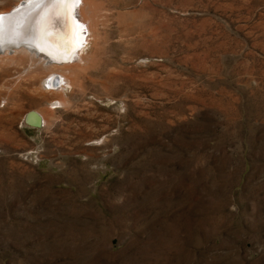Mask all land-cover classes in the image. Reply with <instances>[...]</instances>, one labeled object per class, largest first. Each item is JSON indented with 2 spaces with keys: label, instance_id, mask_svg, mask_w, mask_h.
Instances as JSON below:
<instances>
[{
  "label": "rangeland",
  "instance_id": "1",
  "mask_svg": "<svg viewBox=\"0 0 264 264\" xmlns=\"http://www.w3.org/2000/svg\"><path fill=\"white\" fill-rule=\"evenodd\" d=\"M89 1L64 107L0 71V264H264V0Z\"/></svg>",
  "mask_w": 264,
  "mask_h": 264
},
{
  "label": "bare ground",
  "instance_id": "2",
  "mask_svg": "<svg viewBox=\"0 0 264 264\" xmlns=\"http://www.w3.org/2000/svg\"><path fill=\"white\" fill-rule=\"evenodd\" d=\"M32 1L30 2V0H20L17 1L13 5V7L7 10L0 11V16L3 17V19L0 20V71L1 73H5V72H9V70L11 69H16V76H14L12 80L10 78V75H8V73L3 75L2 78L4 79V81L11 80L14 82H16L22 76L32 77L33 76L32 74L35 72H37V74L39 72L40 74L43 73L44 74V75L42 74L43 77L39 80L40 84L39 83H38L39 85L37 84L39 87L38 86L36 87H38V89L40 88L44 92L47 91L50 94H54V96L56 97L58 96L60 97V98L59 97L55 98L47 103L46 111L48 113H53L55 107L63 106L64 103L63 96L65 95V92H67L66 91L67 88L69 86L72 87V85L74 84L76 77L75 73H77V70L78 72H80V70L86 69L85 67L86 57L84 56L87 55H84V53L88 46L91 47V45H93L92 42L93 40H95V35H96L95 34L96 27L94 24L95 19L93 18L94 13L92 15L93 10L89 5L90 2L89 0H80L78 7H75L74 9L78 22L84 25L86 29V31L83 34V40H84L83 46L72 56L70 60H64L61 63L49 62L44 57L37 56L35 52L26 48L25 46L27 44H24L25 46H20L21 43H26L25 42L27 41L25 39L26 36L31 35L35 32V20H36L35 13L38 12L39 8L37 6V2L33 3ZM87 6L89 8L90 15H89V11L87 10ZM15 8H19V9L22 8V9H20V11H18L17 13L9 14L11 10ZM52 24L54 26V30L61 32L65 31V25L63 21L61 22V25L60 24L57 25L54 23L53 20ZM73 40L79 43L80 41L79 30H77V33L73 34ZM40 43H41V47H47L53 53L62 51L60 48H58L57 46L58 41L55 38L51 40H42ZM62 54L65 57V54L64 53ZM55 75L59 76L60 80L58 81L57 78H54V80L50 82L51 85L50 88L47 89L42 88L43 87L41 85L42 81L49 76H55ZM6 77H9L10 79L7 78V80H5ZM54 84H57L56 87L52 86ZM4 88L5 90L6 89L9 90V88L11 87L4 85ZM54 100H56L57 106L54 103H52ZM31 111L34 113L33 116L31 115L29 117L30 118L29 121L31 123L39 119V121L43 124V126L47 124L46 113H44L42 110H31Z\"/></svg>",
  "mask_w": 264,
  "mask_h": 264
},
{
  "label": "snow or ice",
  "instance_id": "3",
  "mask_svg": "<svg viewBox=\"0 0 264 264\" xmlns=\"http://www.w3.org/2000/svg\"><path fill=\"white\" fill-rule=\"evenodd\" d=\"M39 8L35 13V32L25 37L28 42L41 47L42 40H51L55 38L60 48L67 56L69 53L83 46V34L86 31L85 26L78 22L74 8L78 7L80 0H36ZM3 17L0 16V20ZM60 19L65 25V31L54 30L52 21ZM79 30V43L73 40V34ZM43 50V49H42Z\"/></svg>",
  "mask_w": 264,
  "mask_h": 264
},
{
  "label": "water",
  "instance_id": "4",
  "mask_svg": "<svg viewBox=\"0 0 264 264\" xmlns=\"http://www.w3.org/2000/svg\"><path fill=\"white\" fill-rule=\"evenodd\" d=\"M32 0H30V2H31ZM33 3L34 2H36V0H34V1H32ZM32 4V3H31ZM28 5H30V4H28ZM27 5V6H28ZM20 9H22V8H20ZM20 9L19 8H15V9H12L11 10V12L9 13V14H14V13H17L18 11H20ZM74 12H75V9H74ZM76 19H77V17H76ZM61 20L60 19H55L54 20V23L55 24H57V25H61ZM26 43H21V45L20 46H25L24 44H27L25 47L26 48H28V49H30V50H32L33 52H35L36 53V55L37 56H41V57H44L46 60H48L49 62H58V63H61V62H63L64 60H70L71 58H72V56L81 48H78V49H76L75 51H73V52H71V53H69L68 55H67V57L65 56H63V54L62 53H64L63 51H60V52H56V53H53L50 49H48L47 47H37L34 43H32V42H28V41H25ZM43 49V50H42ZM65 54V53H64ZM54 78H57L58 79V81L60 80V77L59 76H49V77H47L46 79H44L43 80V83H42V85H43V87L44 88H50L51 87V85H50V82L52 81V80H54ZM56 85L57 84H54V85H52L53 87H56ZM33 116L34 115V113L32 112V111H29L26 115H25V117H24V120H23V123L26 125V126H29V127H31V128H40V127H42V123L39 121V119L37 120V121H35V122H33V123H31L30 121H29V117L30 116Z\"/></svg>",
  "mask_w": 264,
  "mask_h": 264
}]
</instances>
